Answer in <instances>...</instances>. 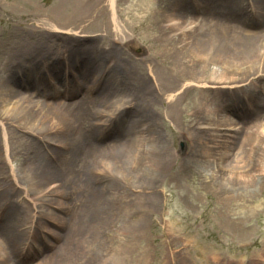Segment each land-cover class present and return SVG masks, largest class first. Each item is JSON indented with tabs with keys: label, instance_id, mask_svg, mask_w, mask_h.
I'll return each instance as SVG.
<instances>
[{
	"label": "bare ground",
	"instance_id": "bare-ground-1",
	"mask_svg": "<svg viewBox=\"0 0 264 264\" xmlns=\"http://www.w3.org/2000/svg\"><path fill=\"white\" fill-rule=\"evenodd\" d=\"M104 2L109 19L103 24V34L93 38L85 34V27L73 28L45 17L36 21V30L30 33L16 34L14 38H11L12 32L0 34L5 42L0 46L7 51L5 57L0 52V188L11 185L7 182V177H11L12 188L24 190L21 195L26 201L30 199L28 191L40 196L46 187L51 188L45 196L49 199L39 205V223L50 220L61 229L70 220L65 221L59 212L63 215V210L65 213L76 207V220H79L91 215L90 206L96 221L106 219L108 212L113 216H127L133 220L131 227L136 232V222L145 220L144 216L151 212L143 206L145 200L139 202L137 198L133 204H127L133 208L120 207L123 214L114 212L110 207L118 201L115 186L98 188L93 177L96 175L84 172L90 163L96 165V159L102 157L97 173L110 169L104 162L109 163L112 172L126 176L132 172L129 168L136 167L135 182L159 179L167 170L174 187L196 192L193 199L185 197L191 206L201 203L203 194L213 193L221 197L228 209L239 207L238 200L249 208L250 200L257 194L264 195V99L260 92L264 90V0H200L197 6L191 0L190 4L188 0H179L180 12L167 13L160 9L155 48L165 62L170 59L169 66L163 67V70L167 68L168 75H160L159 62L154 66L150 62L145 76L136 71L137 74L129 73L126 62L129 59L122 58L117 63L121 49L133 40L128 38L127 27L120 20L121 0ZM134 5L140 7L139 1ZM103 39L110 41L111 47L106 45L107 48L99 51L94 44ZM147 55L148 58L140 61H147L153 54ZM77 59L86 61L82 62L80 75L73 79L71 64ZM50 60L53 62L48 65ZM102 74L106 79L101 91L85 99L96 88L100 80L97 78ZM89 79L91 82L86 84ZM49 80L55 83L54 89ZM76 85L86 87V91L77 96L80 90L77 91ZM59 86L64 88V93ZM196 90H199L197 94L191 95ZM158 104H162L163 111L156 110ZM237 110L241 117L252 116L249 120L237 119ZM154 114L160 116L164 127L167 124L177 142L193 143L190 158L179 157L176 163L179 159L181 163L188 162L183 167L185 175L171 166L175 156L168 151L157 120L151 121ZM122 120L126 122V128L120 127L118 131L122 140L100 145L97 140L102 138L107 126L117 130L116 123L120 126ZM128 132L131 135L125 138ZM19 133L39 139L53 154L51 147L56 153L62 149L71 151L70 170L57 168L40 150L32 155L22 153L21 143L25 142L18 139ZM53 135L63 138L55 140ZM256 150L261 151L257 157ZM17 155L23 156L27 164L17 162ZM230 155L232 160L224 166ZM91 173L95 174L93 169ZM194 178L196 182L192 181ZM135 188L140 191L139 195L148 194L143 191L148 190L143 185ZM240 188L244 190L237 194ZM138 205L140 208L134 209ZM50 207L58 212L51 211ZM95 208L102 209L98 212ZM132 210L136 218L132 217ZM14 212L20 216L16 217ZM23 215L14 210L4 226L0 224V264H20L25 259L20 245L30 249L26 254L29 255L36 244V233L30 236V242L31 238L25 237L27 231H20L21 223L26 221ZM240 220L248 221L249 216L244 215ZM144 227L143 224L139 228L140 234ZM49 233L60 244L37 264H50V258L59 252L64 255V263L73 264L69 252L73 251L76 239L66 244L67 233L53 230ZM123 246L120 242L119 247ZM119 253L117 250L118 256L111 255V264L120 259Z\"/></svg>",
	"mask_w": 264,
	"mask_h": 264
},
{
	"label": "rangeland",
	"instance_id": "rangeland-1",
	"mask_svg": "<svg viewBox=\"0 0 264 264\" xmlns=\"http://www.w3.org/2000/svg\"><path fill=\"white\" fill-rule=\"evenodd\" d=\"M135 1L137 0H126V2L121 0V5H118L123 8V12L120 13V20L127 27L128 38L132 39L133 43L129 44L127 48L121 49V57H116L120 59L117 63H120L119 61L122 58L129 59V61L135 63L133 65L126 61L129 64L127 65L129 73L137 74L136 72H139L142 76H145L147 75V64L151 62V66H154V64L159 62L160 75H168L167 68L163 70V67L169 66L170 59H165V62L162 59V54L160 56L156 54L157 50L155 48L156 45L158 46V37L156 36H158V21L161 16L159 11L164 9L167 13L180 12L182 11V5L180 6L179 0H138L140 7H136L134 5ZM188 3L190 4V0H188ZM191 4L193 5L192 0ZM105 5L104 0H0V34L9 32L10 35L12 32L11 38H14L16 34L30 33L36 30V21H40L41 18L45 17L52 22L66 24L73 28L85 27V34L93 38L103 34V24L109 19V12ZM118 9L120 10V8ZM194 9V7L191 9L192 14L195 13ZM184 10L186 11L185 8ZM192 14H188V17H191ZM184 16L183 19H185ZM164 26L165 24H163ZM9 35L4 36V38H8ZM109 42L103 39L98 40L94 45L101 51L108 46L111 47ZM1 43L5 42L0 37V45ZM106 45L108 46L106 47ZM103 47L105 48L102 49ZM149 51L153 55H150ZM0 52H2L3 57L6 56L7 51H4L1 46ZM147 54L150 55V59L145 62L140 61L148 58ZM83 61L82 59L72 64L73 69H76V71H73L74 75H80L79 71L83 67ZM91 74H93L92 71ZM147 81L148 78H145V82ZM197 91L199 90L192 91L191 95L194 96ZM255 92H258V89ZM260 92H264V90L262 89ZM230 103L228 105H232ZM161 106L162 104H158L156 110L163 111ZM239 113L240 111L237 110L235 114L238 117L237 119L245 118V116H239ZM246 118H250V115ZM156 120L159 131L162 132L167 140L168 151L175 156L173 161L176 162L173 164L172 161L171 166L179 168L180 172L185 175L183 167L189 164L187 161L181 163L182 160L180 159L190 158V150L193 147V143L177 142L176 136H172L167 124L164 127L160 116L154 114L151 121L155 122ZM125 125L126 122L124 124L123 121H121L120 126L116 123L118 129L113 130L115 133L112 132L116 139L122 140V137L118 135V131L120 127L125 128ZM18 135L20 136L18 139L21 142H25L21 143L22 153L32 155L35 150L43 149L42 142L39 139L31 136L28 138L23 133ZM130 135L131 132L126 133L125 138ZM53 136L55 140L63 138L56 135ZM103 142H105V138L98 143L103 146ZM19 144L17 142L16 146ZM53 150L55 151L56 149L53 148ZM260 152V150H256L254 155L257 157ZM68 154L73 157L71 151L62 149L59 153V160H61L60 155ZM179 157V162L176 164ZM45 158L48 161L49 157L45 156ZM67 158L69 159V157ZM68 159L63 161L64 171L70 170ZM101 159L103 158L99 157L96 159V165L90 163L91 165H88L84 172L89 176L96 175L93 177L96 181L95 186L98 188L112 184L115 186L116 192H118V201L116 206L112 205L110 209L123 214L124 210L120 211V207L133 208L127 206V204H133L138 198L139 202L145 200L143 206L151 212L146 214V217L144 216L145 220L136 222V232H134L133 227H131L133 220L127 216H113L111 212H108L106 219L96 221L93 208L89 206L88 213L91 215L88 218L76 220L78 218L76 213L78 209L76 207L73 211L69 209L68 211L72 212V217H68L67 214L62 215L65 221L66 219L70 221L67 226L65 225L61 228V234L67 233L66 244L69 243L70 239L73 241L76 239L73 251L69 252L72 255L73 264H111V255L113 253L117 255V250L120 252V259L117 260L118 264H264V195L257 194L250 200L249 208L242 206L245 202L238 200L236 202L239 207L235 206L228 209L227 205L220 200L221 197H217L213 193H210V195L203 194L200 199L201 203L191 206L186 203L185 197L193 199L194 195L197 196L196 192L192 191V193H189L174 187L171 176H169L170 173H166L167 170L162 172L164 173L163 177H159V179L145 183L142 180L135 182L137 180L135 177L137 175L135 172L136 167L129 168L132 172L126 176L124 173L112 172L109 163L104 162L103 164L108 165L110 169H103V171L108 172L97 173L96 167L100 165ZM16 160L27 164L25 158L21 155H17ZM231 160L232 155L224 161L223 165H226ZM87 161L90 162L89 156H87ZM91 169L94 170L95 174L91 173ZM222 177L227 178L226 175ZM192 181L196 182V179L194 178ZM147 183L148 185H146ZM1 184L2 182L0 181ZM140 185L147 187L148 190H143L148 193L147 195H139L140 191L138 192L135 187ZM5 186L6 188L8 187L7 184ZM8 189V197H3L2 199L0 196V204L8 203L11 212H13L10 202L16 199L11 194V187ZM243 190L240 188L237 194H241ZM244 199L242 198V200ZM106 204L109 206V201ZM32 208L31 205L27 207V215L32 216ZM96 208L94 210H98V212L102 209ZM137 208H140L139 205L134 209ZM20 210L21 212L23 211L22 209ZM139 213H141V210ZM13 214L16 217L20 216L18 212ZM244 215L249 216V220H245L246 222L240 220ZM132 217L136 218L134 210H132ZM23 224L25 223L22 222L21 226ZM143 224L145 225L143 234H140L139 228ZM120 242L124 243L125 246L120 248ZM49 243L53 244L54 242ZM49 243L42 247L37 246V248H52L54 250L58 246L54 244V247H51ZM74 251L75 253H73ZM61 254L59 252V255L52 256L49 261L50 264H66L64 263V255ZM31 257L33 262L38 256ZM22 264H26V262H22Z\"/></svg>",
	"mask_w": 264,
	"mask_h": 264
}]
</instances>
